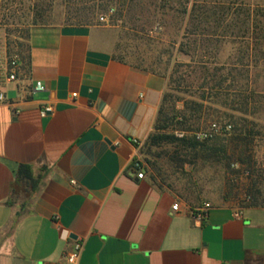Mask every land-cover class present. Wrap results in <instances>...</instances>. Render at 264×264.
<instances>
[{"label": "crops", "instance_id": "obj_1", "mask_svg": "<svg viewBox=\"0 0 264 264\" xmlns=\"http://www.w3.org/2000/svg\"><path fill=\"white\" fill-rule=\"evenodd\" d=\"M117 43L105 25H34L17 79L0 82V264H69L77 240L78 264H264V207L213 204L201 221L137 177L168 79Z\"/></svg>", "mask_w": 264, "mask_h": 264}, {"label": "rangeland", "instance_id": "obj_2", "mask_svg": "<svg viewBox=\"0 0 264 264\" xmlns=\"http://www.w3.org/2000/svg\"><path fill=\"white\" fill-rule=\"evenodd\" d=\"M39 24L108 26L118 41L116 56L164 73L170 120L162 133L195 137L215 123L231 125L229 132L198 141L225 137L235 157L246 148L235 137L241 128L251 133L244 156L253 157L250 167L189 156L167 143L146 146L141 160L160 189L192 208L264 207V0H0V82L13 61L27 56L30 28ZM203 65L228 78L227 90L206 89L203 118L185 124L187 103L204 93Z\"/></svg>", "mask_w": 264, "mask_h": 264}, {"label": "trees", "instance_id": "obj_3", "mask_svg": "<svg viewBox=\"0 0 264 264\" xmlns=\"http://www.w3.org/2000/svg\"><path fill=\"white\" fill-rule=\"evenodd\" d=\"M40 25V24H39ZM118 57V56H117ZM26 56L23 57L22 60H25ZM120 60L128 61L124 58H120ZM129 62V61H128ZM140 66H144L142 64L134 63ZM154 72H157L163 76H165L164 73L159 72L157 70H154L150 67L144 66ZM202 77V83L199 86V90H204L203 95L200 97L199 101H191L187 103V112L183 115V118L185 119V124L188 123V121L193 120H201L203 118V113L206 109V97H205V91L206 89L213 92H223L227 90L225 86L226 80L228 78L221 77L219 78L218 72L214 71V74L211 73L209 67H206L205 65L198 67ZM218 95V94H217ZM167 98V92L163 99V104L159 113V117L155 126V132L150 137L149 141L145 144V146L142 149L141 154H144V148L148 145L153 146H160L164 143L171 144L175 146L176 149L185 152L189 156H194L196 158H226L228 160V163L231 164L233 161H239L241 163L247 164L249 167L253 163V157L244 159V156H247L251 149H249L250 145L252 144L251 140V133L244 128H241L239 131V135L235 137V141L239 143L245 144L246 148L241 152V154L237 157L235 156H229L228 150H227V139L225 137H218L215 140L209 142H199L195 137L185 135L183 138L177 137L175 134H165L162 133L164 130L167 129V126L169 124L170 118H168V114L165 113V102ZM189 114V115H187ZM177 116L175 115L173 119L175 120ZM235 131H238V129L235 127ZM243 134V136H242ZM134 166V165H133ZM248 170V169H247ZM249 170H251L249 168ZM252 171V170H251ZM19 177L21 180L27 181L33 188H35L36 180L33 175V170L31 166L23 165L21 166L19 170ZM257 206V205H252Z\"/></svg>", "mask_w": 264, "mask_h": 264}, {"label": "built area", "instance_id": "obj_4", "mask_svg": "<svg viewBox=\"0 0 264 264\" xmlns=\"http://www.w3.org/2000/svg\"><path fill=\"white\" fill-rule=\"evenodd\" d=\"M102 20H105L104 18ZM18 68H19V62L13 61V68L11 70V73L8 77L10 81H15L17 79L18 75ZM44 86L41 82H37L36 84V91H43ZM74 96H77L76 94ZM5 94L0 90V102H3L5 100ZM54 112V107L52 105L46 106L44 110L42 111V116H47L49 114H52ZM232 126L227 125L223 127L220 124H213L211 126V129L208 131H202L195 134V138L199 141L209 140L213 138L215 135H219L222 132H229L231 131ZM263 157H264V150H263ZM133 170L135 173H137V177L139 179H144L146 177V170L144 162L141 160V158L137 159L133 163ZM212 205L210 203H204L200 207L192 208L191 213H193L194 216H197L199 220H204L207 217L208 211L211 209ZM181 204L179 202L175 203L173 205V210L178 212L180 211ZM84 249V242L82 240H77L74 244L73 250L67 255V261L69 264H78L79 259L81 257L82 251Z\"/></svg>", "mask_w": 264, "mask_h": 264}]
</instances>
